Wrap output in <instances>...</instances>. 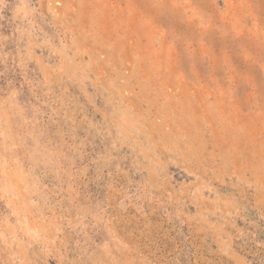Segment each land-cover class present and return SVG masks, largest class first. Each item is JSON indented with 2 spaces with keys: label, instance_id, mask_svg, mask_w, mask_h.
<instances>
[{
  "label": "rangeland",
  "instance_id": "obj_1",
  "mask_svg": "<svg viewBox=\"0 0 264 264\" xmlns=\"http://www.w3.org/2000/svg\"><path fill=\"white\" fill-rule=\"evenodd\" d=\"M0 264H264V0H0Z\"/></svg>",
  "mask_w": 264,
  "mask_h": 264
}]
</instances>
